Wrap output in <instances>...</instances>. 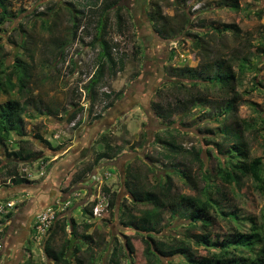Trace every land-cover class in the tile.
Segmentation results:
<instances>
[{"label": "rangeland", "instance_id": "obj_1", "mask_svg": "<svg viewBox=\"0 0 264 264\" xmlns=\"http://www.w3.org/2000/svg\"><path fill=\"white\" fill-rule=\"evenodd\" d=\"M222 1L224 0H184L185 3H182L174 0H122L120 4L124 8L126 29L119 34L114 30L111 18L107 40L112 46L115 59L122 56L124 69L115 79L106 80L98 90V101L89 116V102L82 87L95 69L96 51L91 50L90 44L96 33L95 12L100 0H7V12L15 17L0 25V104L10 99L19 104L29 102L23 116L25 139L29 142L28 150L37 154L35 160L38 157L46 162L49 160L42 155L40 149L54 154L63 146L76 142V139L81 140L80 146L83 148L80 156L85 155L92 159L101 151L98 140L103 134L109 136L111 143L123 148V153L117 160L102 162L99 166L102 169V173L98 175L101 176L100 179L105 175L109 176L106 180L103 179L101 189L104 186L116 194V206L113 216L108 213L101 219L92 220L94 227L89 234L101 241L93 252L95 264H106L111 248L116 246L122 249L126 240L134 248L133 264H145L140 238L132 229L121 226L118 219V214L123 210L122 206L131 205V198L123 183L126 168H131L150 184L166 182L167 175L171 176L175 194L195 196L203 200L209 194L219 205V209L208 213L211 224L208 232L213 242L228 236L235 228L225 219L217 217L218 210L235 211L240 214L241 220L247 219L264 230V193L249 178H244L239 189L219 181L217 168L223 158L217 154L216 149L217 145H231L228 140L223 141L224 127L231 124L234 129H238L237 120H243L248 125L241 130L248 143L249 157L260 159L264 168V49L261 51L258 47L260 42L264 44V0H235L238 8L236 10L223 7L220 5ZM156 10L167 18V39L159 37L150 22V15ZM74 11L80 13L74 20L76 29L72 42L70 28ZM221 25L236 26L239 30L238 39L230 33L214 36L211 29ZM180 26L203 39L196 44L195 39L178 31ZM63 38L70 40L71 44L66 48L63 59H56L55 40ZM135 47L139 51L133 56ZM226 56L238 57L237 59L248 56L250 60L236 90L240 102L237 113L231 120L218 116L219 111L214 109L217 103H221L220 99L206 108L193 107L188 110L187 117H181L167 110L165 102L168 104L172 99L170 94L166 101L163 99L166 90L161 98H157V90L165 80L171 78L168 74L170 68L194 69L213 60L226 59ZM16 59L32 68L29 88L23 94L16 91L10 93L5 85L6 76L15 65ZM237 64L238 62L233 67L235 72L238 70ZM184 84L189 85L186 81ZM113 93L120 94V98L114 100L113 106L106 109L113 99ZM104 94L112 97L106 99ZM154 103L160 104V116L153 113ZM74 104L82 107V112L67 125L66 116L74 108ZM97 117L100 119H96ZM167 132L176 136V143L187 152L191 149L199 151L200 164L187 154L175 155L170 161H165L161 156L167 151L162 143L155 140H164ZM37 137L49 142L52 148L46 147ZM89 140L92 145L88 151ZM6 148H1L4 151L0 150V161H3V154L6 158L3 167L8 165L7 162H14L6 155L16 151L11 143ZM68 155L76 156L71 153ZM87 160L76 167L81 173L86 168ZM30 163H17L15 171ZM175 172L179 174L175 175ZM180 172L186 176L182 178ZM78 173L73 172L75 175ZM71 176L63 185L62 194L65 196L62 199L71 195L72 193L66 192L77 184L75 176ZM43 181L40 178L36 184L26 187L30 189L33 186L35 190ZM95 185L97 195L102 190L99 184ZM12 187L8 176L4 172L0 174V196L1 192ZM30 197L34 198V192H17L10 198L20 200L17 209H21L29 202ZM81 205L78 204L76 208ZM68 212L66 209L58 215L66 232L69 231V219L72 218L67 216ZM164 219V225L155 228L156 231L152 233L155 241L172 242L186 234L192 237L202 232L198 228L188 231L186 222L180 219L171 220L169 215ZM74 222L82 224L84 220L77 219ZM249 222H244L243 231L248 232L251 229L253 225ZM112 238L116 240L112 241ZM29 240L26 242L34 251L31 253L33 262L50 264L43 254L44 240L40 244L34 243L31 236ZM62 241L63 237L59 235L56 245ZM2 245L0 239V257ZM193 250L199 256H206L207 251L202 247L193 246ZM160 259L161 264H185L181 257ZM127 261L129 260L122 258L121 264H129Z\"/></svg>", "mask_w": 264, "mask_h": 264}, {"label": "trees", "instance_id": "obj_2", "mask_svg": "<svg viewBox=\"0 0 264 264\" xmlns=\"http://www.w3.org/2000/svg\"><path fill=\"white\" fill-rule=\"evenodd\" d=\"M122 0H100L99 7L95 12L96 16V33L93 38L90 48L96 51L95 69L89 76V79L82 87L84 96L89 102L88 115L92 114V108L96 105L99 94L98 90L104 85L106 80H113L118 73L124 69V62L121 58L115 59L112 54V46L107 40L108 28L111 26V18L113 19V28L119 34L126 29V21L124 17V8L120 4ZM182 1L184 0H174ZM222 1L220 5L233 10L238 9L235 0ZM7 0H0V25L9 22L13 17L7 12ZM185 3V2H184ZM84 7L83 5H80ZM80 12L74 11L72 23V37L76 24L74 20ZM72 15V12L70 13ZM167 18L161 16L159 11H153L150 15V22L153 23L155 33L163 38H168L166 32ZM186 24L189 25L188 21ZM186 25V26H187ZM186 28L179 27L180 33L189 38L195 39L198 44L203 38L198 35L185 31ZM216 35L222 33H230L237 40L239 30L234 25H221L211 29ZM207 36V35H205ZM174 37V35H173ZM70 40L66 38L55 40L56 59H63L67 47L70 45ZM259 50L264 49V44L259 43ZM136 55L139 51L135 47ZM236 53V51H235ZM120 57V56H119ZM134 58V57H133ZM238 57H227L226 59L213 60L211 63H205L197 68H170L168 74L171 78L165 80L161 88L157 90V98H161L163 91V99L166 101L170 94L172 102H165L167 110H171L174 114L181 117L188 116V110L193 107L206 108L212 106L215 101L220 99L221 103H217L218 116H225L226 119H232L236 113L240 102V97L237 93V87L241 81V75L249 66L250 60L248 56L237 59ZM136 59V58H135ZM237 64V72L233 67ZM15 65L7 74L5 85L10 93L23 94L28 90L29 83L32 79V68L23 63L20 59L15 60ZM253 69V67H249ZM248 68V69H249ZM14 80V82H13ZM188 82V86L184 82ZM106 99H113L108 103L106 109L113 106V101L120 98V94H104ZM29 102L19 104L16 100L10 99L3 104H0V150L6 148L10 143L14 145L16 151L7 154L8 158H12L6 167H3L0 161V174L6 170L8 178L16 176L17 163L34 162L37 154L31 153L26 140L24 115ZM152 110L155 116H160V104H153ZM82 112V107L74 104V108L66 116L65 124L70 125L76 117ZM168 115V114H167ZM162 115V117H168ZM96 119H100L97 117ZM237 120V119H236ZM234 121V120H233ZM230 123V122H229ZM238 129H234L231 124L226 125L222 130L223 141H229L230 146L217 145V154L223 158L217 168V178L223 184L232 188L239 189L244 178L252 179L256 188L264 193V168L260 159H252L249 157L248 143L244 140V132L242 127H248L243 120H237ZM167 137L164 140L156 138L155 141L162 143L167 151L163 156L165 161H170L175 155L187 154L194 157L196 162L200 164V152L191 149L190 152L184 150L176 143V136L167 132ZM15 137V141L13 138ZM40 142L51 149L49 142L36 138ZM98 143L101 145V151L98 152L92 163L86 166L84 172H90L93 168L99 166L102 162H110L117 160L123 153V148L111 143L109 136L103 134L100 136ZM45 161V160H44ZM181 173V172H180ZM179 173L175 172V175ZM182 178L186 174L181 173ZM124 186L131 198V205L122 206V211L118 214L119 223L124 228L132 229L140 238L143 245V259L145 264H161V259L181 257L185 264H264V230L247 219L241 220L240 214L235 211L224 212L218 210L217 217L225 219L229 224L234 225V230L231 234L223 237L220 241L213 242L210 239L208 228L210 227V219L208 213L212 210L219 209L216 201H213L209 194L204 200L190 195L175 194L171 176L167 175L166 182H156L150 184L146 182L144 177L136 174L131 168L125 169ZM11 186L31 185L33 182L21 178L10 180ZM236 191V190H235ZM102 192L108 197L109 215L113 216V210L116 206V194L111 193L106 187H102ZM218 192V191H217ZM92 204L86 205L82 210L84 222L76 224L72 219H69V231L66 232L62 221L57 219L53 226L49 229L45 240L43 241V254L50 264H95L94 249L97 248L98 242H101L98 237L89 234V231L94 227L91 215ZM169 215V219H180L188 224V231L200 229L202 232L196 236H182L181 239L172 242L155 241L152 237L157 227L164 225V217ZM11 214L7 216L10 218ZM164 219V220H163ZM87 221V222H86ZM244 222H249L253 225L248 232L242 230ZM63 237V241L57 246L56 239L58 236ZM99 240V241H98ZM112 238V241H115ZM193 246H198L206 250V256L197 255ZM125 251V254H124ZM127 252V253H126ZM134 248L129 240H126L124 246L111 248L110 255L106 264H121L122 258L128 259L129 264H133L132 255ZM124 255V256H123ZM1 260V257H0ZM20 264H35L30 258Z\"/></svg>", "mask_w": 264, "mask_h": 264}, {"label": "crops", "instance_id": "obj_3", "mask_svg": "<svg viewBox=\"0 0 264 264\" xmlns=\"http://www.w3.org/2000/svg\"><path fill=\"white\" fill-rule=\"evenodd\" d=\"M80 142L81 140L76 139V142L63 146L54 154H50V152L40 149L42 155L47 156L49 160L46 162V160L44 161V159H40L41 157H38V160H43L46 163V170L44 176L41 178L44 179V181L37 189L33 190V186L30 189H27V185H22L8 188L4 192H1L0 201L10 200V197L17 194V192L22 193L25 191L34 192V198L30 197L28 200L29 202H27L23 208L21 207V209H16L11 214L8 225L2 229L0 239L3 244L1 251V258L3 259L0 260V264H19V262H25L23 261L25 258H30L33 261L31 253H34V251L27 242H30L29 239L32 233L35 216L48 206L62 204L68 200L71 195H67L68 197L66 196L62 199V197L65 196L62 194V190L65 181L69 180L70 177H72L71 175L75 176V180L77 182V184L76 182L75 184L78 186L75 188L76 185L74 184L75 186L71 187L70 191L66 192V194L79 192L80 197L75 201L73 206L67 208L69 210L67 216L72 217L71 219H74V221L77 219L84 220L82 210L86 205H88L87 202L91 201L96 196L94 178H101V176L98 175L100 172L102 173V169L99 168L102 164H100L97 168H93L90 172L85 173V175L84 173H81L79 169H76L78 165L82 164L88 158L85 155L83 157L80 156L81 149H83L82 146H80ZM91 145L92 143L89 140V146L87 148L88 151L90 150ZM1 151H4V149H1ZM7 151L10 152L9 149ZM69 153L76 156L71 157L68 155ZM1 159L3 160L1 164L3 166L6 164V162H4V159H6L5 154L1 156ZM92 161L93 158H88L85 166H89ZM7 164L10 163L7 162ZM5 172L6 170L4 173ZM73 172L79 173L75 175ZM36 183L37 180L32 184ZM54 203L56 204L52 205ZM78 204L82 205L76 208Z\"/></svg>", "mask_w": 264, "mask_h": 264}, {"label": "built area", "instance_id": "obj_4", "mask_svg": "<svg viewBox=\"0 0 264 264\" xmlns=\"http://www.w3.org/2000/svg\"><path fill=\"white\" fill-rule=\"evenodd\" d=\"M74 124H72V127ZM57 138V137H56ZM46 163L43 160H37L31 162L30 164L25 165V167L17 170L16 176L8 178V182L14 178L25 179L30 182H35L36 180L42 178L45 174ZM109 176L105 175L103 179H107ZM103 179L94 178V183L101 186L103 184ZM102 190V189H101ZM80 197L79 192L72 193L71 196L62 204H57L55 206H48L45 209L41 210L36 216L32 227L31 240L40 244L42 240L46 237L49 229L53 226L54 222L58 219L59 213L64 212L67 208L71 206L73 202L78 200ZM18 199H10L6 201H0V233L9 222V216L12 214L20 204ZM92 205L91 215L92 220L101 219L104 215H108V197L102 191H99L98 194L87 204Z\"/></svg>", "mask_w": 264, "mask_h": 264}]
</instances>
